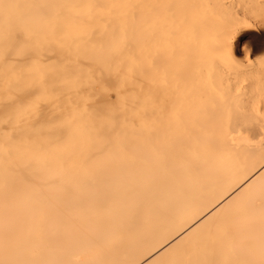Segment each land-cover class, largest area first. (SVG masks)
<instances>
[{
    "label": "bare ground",
    "instance_id": "6f19581e",
    "mask_svg": "<svg viewBox=\"0 0 264 264\" xmlns=\"http://www.w3.org/2000/svg\"><path fill=\"white\" fill-rule=\"evenodd\" d=\"M76 1L78 0H0V264H264V78H262L264 77V74L260 73L261 75H259V72L261 70L258 68L256 69L255 67L251 65V63L249 64V62L247 61V58H249L248 49L246 48H245L246 50L244 49L245 50V55L243 54L244 58L243 56L239 58L237 55V44L241 40L242 34H246L245 36L248 42L258 43V41L260 40L261 45L262 46L264 45V34L261 37H259L256 33L253 32V31H256L258 28H260L259 30H261V28L264 30V24L260 23L255 18L256 16H254L257 14L255 12L256 11L255 8L263 5L264 0H218L219 2L221 1L220 5L225 7L224 9H227L228 11L227 15L225 17H222L223 19L221 17L220 19L219 18L217 19V20L222 19L221 20L222 22L223 20L226 22L222 23L218 21L217 22L218 24L215 23V21H213L210 17L211 15L210 13H212L213 8H215V0H212L213 2L211 6H209V0H194L196 4L198 3L197 6L199 7V9L197 8L198 10L197 9L196 10L200 12V14L197 13L196 10L194 11V13L196 12L197 15H200L198 17L195 14L199 19H196L197 18L196 16L194 19L193 14H191L193 16L191 19L187 18L188 17L187 13H189V16H190L191 9L194 10L195 8L192 2H189V4L192 3V6H190L191 9L187 8L186 6L188 3L184 1L188 2L191 0H182L183 3L185 4H183L182 1L177 0L181 2L182 7L184 9H181L182 8L181 4H179L178 2L177 4L181 8L177 6V9H179L181 13L179 12V14L177 13V15L175 16V13L171 11L174 17L172 16L171 13H169L168 15V10H177L176 7H173L174 9H172L171 7V5L176 6L175 5L176 3L174 2V0H170V2L173 1L174 4L169 3V6L171 9L168 7L169 9L167 10V13L164 10V8H162V7H165V5L167 8L168 3L167 4L165 3L167 0H151V1H154V4H159V3L161 4L160 5L161 9H159L158 11H153L155 9L151 5L152 2H150L149 0L148 2L147 0H144V3H147L146 6L151 7L152 10L146 7V11L143 13L144 15L142 14V16L144 17L146 16V14H147V17L149 18H151L154 15L156 16V20L154 18L155 16L151 18V20L149 19V22H150V25H152L151 26L152 28L150 27L148 29L155 30L156 24H154V27H153V24L151 23L153 19H154L152 21L153 23L154 22L158 23V21L161 20V18H165L164 21H162L163 19L159 21L160 25L157 24V26L159 27V29H161V31L158 32V28H156L157 30H155V33H153V30H151L153 35L151 33L147 34L148 36L145 35L147 36L146 38L150 36L152 37L154 36V39H153L154 43L153 41L151 42L148 41V43L150 42L149 44L145 43V41L141 39L140 34H136L138 31L131 32L132 31L131 27L133 25L140 29L139 24L136 25L137 24L136 22L131 23L128 19L131 16H136L134 15L135 13L134 9L137 7L134 6L133 0H127L130 3V5L133 3L132 4L133 6L131 5L133 7V10H132V7L130 8L128 7L129 5L128 6L126 5L128 3L126 0H124V2L121 0V3H119L118 0L117 2L116 0H114L115 2L113 0L112 2H109L110 0H101L102 3H98V4H106V5L114 4L115 6L116 4L117 6L119 5L118 7L117 6L116 7L121 9L122 14L124 13L123 14L124 16L121 14L123 18H125L123 20L124 25L127 24L126 28L128 29L129 27L130 29V30L125 29L126 32L124 31V33H127V35H130V36L139 35L138 39L140 38L139 39L140 42L141 40L143 41L144 44L142 42L141 43L138 42V44L140 45L139 47L142 48L141 50V54L143 53L142 58L139 57L140 61H137L135 64L136 66L139 65L138 62H141V59H142V62H143L142 66L143 67L146 66V67L143 68L142 66L141 67L137 66V68L138 70L139 68L145 70L144 74H141L140 70L139 71L135 70L136 68H133L134 66H129L130 64L128 65L127 61H130V59H128L129 57H127L128 55L127 53H125L126 51L124 52V50L118 49L117 47L118 45L116 46V43H117L116 39L119 36H116L117 37L116 38L115 36H112L111 34V36L115 38L113 39L111 37V39H113V41L114 42L116 41V42L115 44H113L114 42H112V44H109L112 41L109 39L110 34L107 35L106 33H104V28H102L109 21L107 17L109 15L108 13L104 12L106 14L104 16L107 18V22L105 21L106 18H103L104 24L102 25L103 20H101L102 21L101 24H98L97 17H96L97 13L93 12L95 11V9L97 10V6L95 7L93 3L94 0L93 2L92 0H79L81 1L80 7L81 5L84 4L83 6L84 10H83V7L81 8L82 12H86L87 14H89L87 15L86 13H84L87 16L83 14L82 18L84 19L86 18L85 20L90 25V27H93L94 31L92 28L89 27V25L86 23L85 20H84L85 23L83 22V19H82V22H80L79 20L81 19L77 18L78 16L76 14H74L75 15L74 17L75 19L74 28L75 29H72L75 32L74 33L75 35L72 34L73 31L70 30V28L68 29L66 28L68 26L67 25L65 26L64 24L66 21L64 18L65 16H63V13H62V17H61V13H60L62 11L64 12V10H62L63 7L61 5L59 6V4L67 3V5L69 4L68 6L70 8V4L77 3ZM90 1L91 3L88 4V2ZM86 3H87V6H86ZM148 3H149V6H148ZM163 3H165V5H162ZM52 4H54L55 6L57 4L60 8L62 7L60 12H58L60 17H57L56 19L57 20L59 19L60 21H63V20L64 21L63 23L61 22L63 24L61 25V23H59L60 21L58 20L59 21L58 23L60 25H57V29L60 26H63V27H60L59 30H62L65 27L66 30L65 31L62 30V31L66 33L68 38L70 36V40L71 38L73 39L76 36H80L83 31L81 37H77V39L80 38L78 39L79 41L76 38H74L73 42L74 40H77L74 42V44L76 43L75 49L77 50H78L77 48L78 42L79 44H81L80 46L84 45L85 51H86V55L85 53L84 55L87 56L88 58H91V56L89 57L88 54H90L91 51L93 52V49L90 48V46H94V45H91L90 43L93 44L94 42L93 40L95 37V34H93V32L95 33V26H92L94 22H95L94 25L96 24V33L97 35L100 34L98 36L101 37L100 38L101 42H103L102 44L106 48V50L108 51L109 46H110L111 47L109 49L110 52H112L113 49L115 51L116 49L114 48L113 45L116 46L119 52L116 50L115 53L116 54L120 53L119 54L120 56L115 54L113 55V58L115 59H113L112 54H114V51L112 52V54H110V52H108L109 55L107 54L109 57L111 55L110 57L111 60L113 59L111 61L113 63L111 64L113 65L114 68L112 67V72L110 75L107 73L108 71H111L109 70V68L111 69L110 66L112 65L109 64L110 66L108 67L107 64L110 63V61H107L108 59H105L107 58V55H104V53H100L102 54L101 55L102 58L106 56L104 58V61H107L105 62L106 63L105 65L108 68V70L107 68H105L107 71L106 74L108 76H111V75L113 76L115 73V75L117 76V73H116L117 71L114 72L115 68L120 67L118 68L119 69L118 71H121V68L122 69L125 68L126 71H127L126 68L128 69H130L131 67L133 68V69L132 68L130 69L131 71H127V72H130L128 74V77L130 78L134 77V80L133 79L130 80L129 78L130 81L126 82L127 83L126 84L122 76L119 77L120 79H117V77L114 76L113 78H115V80L113 79V81H114V84L117 82L116 84L119 86L118 82H120V80L122 79L121 81H123V84L125 83L124 84L125 90L127 89V91H125L122 83L120 82V86L122 87L120 86L119 87L120 89H122L121 92L123 93L125 92L128 93V91L131 88V90L135 94V91H136L135 87H137V85L135 84H138V86L141 87L142 96L140 95L139 98H141V101L142 99L144 100L148 99V101L149 100L150 101L148 103L147 102L140 103L138 101L139 98H137L136 105H137V101L138 103H140L138 105L139 106L141 105L138 109H140L141 107L143 108V106H146L147 108H149L150 107L149 104H151V101H154V104H155V97L152 99V96H154V94L151 91L150 86L147 83L148 81H144L145 79L143 78L144 77L147 78L149 75L148 79H151V78L157 79V81L155 79L154 81L150 80L151 82H153L154 85L156 83L161 84V85L156 84V86L158 88L161 87L160 89L163 91V95L165 93H168L167 94L168 96L167 95L166 97L165 95L162 96L166 100L164 101V98H162L164 103L167 104V101L172 102L173 100L172 103L168 102V104L171 103L170 106L168 104L167 105L165 104V106L167 107L169 106L168 110H171V111L174 110L175 113H173L172 111L173 117L175 116V117L181 118V119L175 118V120L179 119L180 122L179 120L178 122L176 121L175 125L177 128L175 127L176 128L174 129L175 132L174 130H172L174 133H176L178 132L177 131L178 129L179 133H176L175 135L173 134L172 131H171L172 133L168 131L164 123L165 121H167L168 116L164 117L163 120L161 119V121L160 119L158 120L161 114L157 115L160 112L155 108H152V109L153 111L155 109L154 112H156V114H154L153 116H154V119L156 120H154L151 115H148V116L146 115L145 118H148L150 116L148 120H150V118L152 117L151 121L153 122L151 121L150 122L153 125L157 124L158 127L155 126L157 128V135H159L158 133L163 132V130L164 132L165 130L169 132L165 134H163L164 133L163 132L162 134L164 135L165 138H166V134H170L169 136H171V138L169 136L167 137L166 144L170 146L172 144L173 149L171 147V151L175 150L174 147H178V151H176L177 149L175 150L176 152L172 151L174 153L178 152L177 156L179 157V159L177 161L173 162L170 158L172 157L173 159H175L176 154L175 155L172 154L173 155L172 156L171 154L169 155L170 152H168L166 154L170 156L169 157L170 162L167 161V158H166L167 156H164L166 159L164 161V164L166 167L162 170H158V166H157L158 164L153 163V161L158 158H153V157L154 156L158 157L157 153H159L160 157L163 158V156H161L162 151H159L162 148H159L158 150V148L154 146L153 142L150 141V138H146V141H145V138H142L144 140L141 139L142 149L145 148L144 152L141 149V143L138 144L139 140H137L136 142L134 141V142L136 143V146L140 145L139 148L141 150V153L143 152L144 154L147 149L150 151L149 152L147 150V152L144 154V157L145 156L147 157L148 155L153 156L154 154H156L152 157L153 161H151L152 158L150 156V158L145 157L147 159L145 162L148 161L147 163L140 162V164L135 163L134 165H132L131 163H127V160L128 161L132 160L133 162V158L131 157H133V149H132L133 145L132 144L134 143H132V141H126V142L132 143L129 146L132 152L130 151L127 152V150L124 151L125 156L124 155L122 156L124 157L122 158V161L124 162L103 161L101 154H100L102 148H103L102 149L103 156L110 157L108 155V150L109 152L112 151L110 152V154H112L111 156L116 155V152L114 151V149L117 148L116 147L117 144L115 143L116 138L114 137L116 134H117L116 137H119L120 136L119 133L121 134L122 132L121 128L117 126H120L119 124L124 121L126 122V120H124V117L121 118V116L123 115V112H124L123 109L125 110L127 108L126 104L130 103L127 97L134 95L133 93H131V91L128 93L129 95L127 94L128 96L125 93L126 97H124V95L121 94V99L126 103L121 102L120 101L121 99L119 100L120 97L117 98L118 103L119 102L121 103L120 108L123 106L124 107L123 109L120 110L118 107H117L118 109L113 107V109H115L113 111L110 109L112 112H115L114 114H116L117 111H120V113L122 111V115H119L120 113L116 114L117 116L121 118L122 121L117 120L119 117L112 116V112L109 113V111L106 108H104L105 106L108 107L109 105V104L106 105L108 103V102H105L107 101L105 100L106 97L102 96L103 99L101 100L102 103L104 100L105 105L102 103L101 105L99 102L100 100L98 101L99 103L94 102V99H95V98L93 99L94 96L90 95L91 91L93 95V92H94L93 87L87 86L88 85L87 83H85L87 84L86 85L87 87H85V84L82 83L80 79H79V83L81 84V86L83 84V88L85 87L84 89L85 91L86 90L89 91L88 88H91L88 94L85 93L86 95L89 96L88 99L90 98V96L93 99V103L89 101V100H92L91 98L88 100L90 104L91 103L93 104V105L91 104V106L94 107V105L97 104L99 107L98 110L104 106L103 109L104 110L106 109L107 111L106 112L107 115H105V113L103 112L104 110L101 109V113L105 115L102 117L100 116L101 114L100 112H99L100 113L99 115H95V113L93 112L94 113L93 115L97 120L95 124L90 125L89 122L85 123L82 116H77L80 114L76 112L77 111L75 109L76 107H74L72 110V106L70 107L69 106L70 104L66 105V102H64V100H62L61 98L62 96L59 98V100L63 101L62 104L64 103L66 106L70 107V108L66 107L65 105H62V104L60 105L59 103V105L62 106L61 107L62 109H63V106L65 108H68V109H65L67 114L64 111L65 115L63 114L62 110H60L58 107V109H56L58 111L60 110L59 112H57L58 115L56 116V114L54 113V117H52V114H51L49 117V120H46L44 117V113L42 111L43 108H40L42 112H38L39 110L36 111L37 109L34 105L33 107L30 106L29 101L27 100L26 96L27 94L29 95L33 94L35 90L34 92L32 91L33 89V87L31 86L32 82L31 81L29 82V79L25 76V73H22L24 71L23 69L25 68V67H22L23 65H25L23 62L24 59L22 58L24 57L26 60L27 57H29V55L32 53L33 49L37 47L36 48V52H37L36 60L38 62V59L40 57L39 51L46 50V46H47L46 45L47 42L45 39L46 33H47L46 31L50 30L51 26H53L52 24L54 23H52L50 21L51 19H49L48 17H45V18L43 17L39 23L37 19L39 18L40 13L43 12L44 10L48 9L51 11L52 9H54L52 8ZM91 4H92V8L90 6ZM144 5H142L141 8H143ZM251 5L254 7L253 9L251 8ZM88 6L90 8L85 9V7L88 8ZM74 8H76V5H74ZM148 9L150 11L155 12L156 14L154 13L151 16L150 14H152V12L150 13ZM104 10L108 12V10L110 9L105 8ZM123 10L125 12H123ZM182 10H184L183 13H182ZM53 11L54 10H52V13ZM185 11L186 12L188 11V12L185 14L186 16L185 15L183 16L182 14H184ZM157 14H160L158 16H162V15L164 16L157 17ZM165 14L168 15V17L171 15L170 17L175 18L174 20L177 24L180 22V20H182L183 17L184 18L181 21L182 23L185 18H187V22L188 20L192 21V19H194L195 21L194 23H196V21L199 20V22L197 23H200V24L196 26L197 28H195V26L194 28H192L193 26L191 27L192 29H195V31L192 29H189L190 26L193 25V21L191 22V24L189 22L187 24V22L184 21L186 23V24L184 23L183 25L184 27H182V23L178 24V26L180 25V28H181V34H179L180 32L178 33L179 38L180 39L183 38V40L185 41L183 40L182 41L185 44L192 42V40H194L196 36L199 37L198 34L197 35L195 34V37L192 38L194 34L190 35L189 30H192L191 34L196 33L200 25V40H201V36H202V39H204L203 38V32H204L206 36L211 38L212 46L210 47H212V50L215 49L214 51H216V52H213L212 55H215L214 53H217V49H218L219 59H218V56L216 57L212 56V59L211 57L209 58L211 65L209 64H207L208 66L205 65L206 66L205 71H207L205 72V75H204L205 77L202 76L201 70L196 69L200 66V63L198 61H197L198 63L195 62V59H193V57L196 58L195 57L196 55L193 56L194 52H192V55L190 56L188 52H186L188 55L185 54V50H186L185 44H184V54L187 57L189 56V58L193 56L191 61L194 60L195 65L197 63L198 65L196 66L198 67L193 66L194 62H191L192 63L191 69L185 66L183 67L191 70L189 71L190 73L193 71L192 70L193 68L198 70V71H195V73L197 72V75L194 73V75H196L197 77L196 76L194 77L193 75L191 79V77L188 74L190 79L187 82H183L179 77H176V80H177L176 81L175 79H173V75L174 76L176 75L174 73H171L170 76L173 74L171 76L172 82H170L169 78L166 79L167 81L164 78H162V80L165 81V83H163L164 81L162 82L161 78L159 80L158 75H153L155 74L153 70H152L153 73H151V66L152 65L154 66L153 64L154 62H156L157 64L158 62L157 60L159 59L160 61L166 60L165 58L166 55L162 54L160 44L155 41L158 38L156 32L162 33V34H158L162 36V37L161 36L159 37L163 38L164 36L165 39H168L169 43H167L168 41L163 38L164 41H166L165 42L166 45L169 46V51L172 50V47L170 48L171 42L169 40L168 25H164L168 22L167 21L168 18H166ZM138 17L140 16L138 15ZM90 18L93 20H91ZM147 19L148 18H146V20ZM176 19L177 20L179 19V20L177 21ZM203 20L205 22L204 30L201 28V22ZM90 21H92L91 24L89 23ZM50 22L52 24H50ZM78 22L81 23V25L78 24ZM85 24H86V27H84ZM131 24L133 25L131 26ZM161 24H163L165 27ZM107 25H110V23H108ZM185 25L186 26L188 25V26L186 27ZM100 26L102 29L100 28ZM83 27L84 29H82ZM88 28L90 30H88ZM31 29H32V32H29ZM120 29L124 30V26L123 28H120ZM148 29L144 31L150 32L148 31ZM41 30L42 32H40ZM99 30L100 31L102 30L103 32L102 31L100 32ZM69 31L70 33H68ZM89 31L94 35V37L93 36L91 37L92 35L91 33H89L88 35ZM115 31H114V34L117 35L119 32L116 31L115 33ZM162 31L165 33H163ZM76 32L77 33L81 32V33L80 35L79 33L78 35H76ZM134 32L136 33L134 34ZM187 32H189V34ZM31 33L34 36H32ZM42 33H44V35ZM38 34H40L41 37L45 36V38L42 37V40L44 39L43 42L45 43H42V41L39 40L40 38ZM165 34L168 35L167 38L165 37L166 36ZM184 34L186 36L185 38H184ZM87 35L89 39H87L88 38ZM27 36H29V38ZM31 37H35V39L38 37V39L36 41L34 40V38H32L33 39L32 40ZM90 37L93 39L92 42H90L91 41ZM187 37H190V38L188 39ZM106 38H108V40ZM29 39H31L32 42L29 41ZM121 39L123 40V43H124V40H128L127 38L126 39L121 38ZM85 40L86 41L88 40L89 42L87 41L85 43ZM147 40H150V38H148ZM200 40L199 38L198 39L196 38L195 42L198 44ZM38 41H40L41 44H44V46L40 47L39 45V48H38L37 44H40ZM56 41H55V44H57ZM104 41L106 43L108 42L107 43L109 44L108 47H106V44H104ZM137 41L135 42L137 43ZM71 44L72 43H70V45ZM157 44H159V46H157ZM197 44H195L192 47L193 48L196 47ZM202 44L203 43L201 42L200 45L202 46ZM15 45L17 46V53L14 52ZM126 45H130V43L128 44L127 42ZM150 45L154 47L153 50H155L156 49L155 47H157L156 51H154V52H158L157 54H155L152 50H150ZM200 45H197L198 46L197 50H199ZM25 46H26V49H25ZM67 46H66V50L68 51L67 53L70 58L69 57L66 58L67 60L65 59V63L66 61H68V59H69L68 62L71 63L74 57L71 54H73L75 50L72 48L73 46L69 47L68 48L69 50H68ZM112 46H113V49H112ZM130 46L131 47L133 46L134 49L136 50V47L134 46V44H131ZM31 47L32 48L34 47V48L31 49ZM144 47L146 50L144 49ZM82 48L83 46L81 47V49ZM86 48L87 49L89 48L91 51L90 52L88 51L89 52L88 53ZM47 49H48V46H47ZM71 49L73 53L71 52ZM81 49L79 48V50ZM28 50L30 52H28ZM197 50H196V54L198 56L200 52ZM24 51L29 53L27 57L24 54L22 55V53H25ZM47 51L50 52V49L46 50V54H47ZM69 51H70V54H69ZM81 51L84 52V50H81ZM149 52L151 53V55H149L150 54ZM14 53L17 55V57ZM94 53H92V55L96 57L97 53L95 51ZM124 53H125V57L123 55ZM136 53H138V50L136 51ZM153 53L155 54V56H158L159 54L161 55V57L158 56L155 58ZM201 53H203V51H201ZM51 54L53 55V52ZM80 54H78V57L80 56ZM138 55L139 54H137V60H138ZM181 55H183V53ZM199 55L201 56L202 54H199ZM48 56L46 57L47 59L43 57L44 58L43 63L48 61ZM116 56H118L120 59L119 61H121V63L118 62L120 66L118 64H116L117 66L116 65L114 66L115 64L114 60H116V58L118 59V57ZM143 56H144V59H143ZM145 56L146 57L148 56V57L146 58ZM149 56L152 57L153 61L149 58ZM200 56L198 58H200ZM204 56L206 58V55ZM245 56L247 58L245 60V63L243 64L241 60H244ZM14 58L16 59L14 60ZM88 58L86 60L88 61L87 65L89 64V60H90V59L88 60ZM93 58L94 57L92 56L90 61H92ZM100 58L98 61H97V58H94L96 60L93 59V61L99 64L98 66L102 64L100 61ZM198 58H196V60ZM34 59H30L31 62ZM49 59H53V58L49 57ZM84 59H86V57ZM220 59H222V62L221 61L218 62V60ZM198 60H201V59H198ZM209 60H206V61L209 62ZM104 61H103V64H104ZM48 62H50V60ZM35 63L36 62L33 63L34 69L36 68L35 66L38 65L37 63H36L37 65ZM72 63H74V65L76 66V63L74 61ZM91 63L92 62H90L89 64L90 67L92 65ZM124 63L126 64V67L121 65ZM212 63H213V66H212ZM214 63L215 64L217 63V66ZM220 63L221 64L223 63V64L221 65ZM47 64L48 63L43 64V65L48 67L49 64L48 65ZM51 64L54 65L53 62H51ZM53 65L51 67H53ZM67 65L68 64H66V66ZM218 66L222 68L221 71H223L222 73L219 70L220 75H218L217 73L218 69L217 71H215V67H218ZM224 66H227V67L223 69ZM56 67L54 66V68L57 69L56 73L58 72V74L57 75L56 73L54 74L53 72L54 68H52L51 70L52 75L50 74L51 78L53 76L52 79L56 80L57 85L58 83L62 82L61 85L64 84V86L67 85L68 87L66 86V87H63L62 89V87L60 88V86H58L60 90H56L57 86L55 88L52 85L53 83H49L51 84L50 90H49V84L44 83L46 82L44 81L46 79H43L46 76L44 75L43 78L41 76L43 85L45 86L44 88L48 86V88L46 89H48L50 95L51 94L54 95L56 91L59 92L62 89L61 92H63V96L65 97L66 96L68 97V95L70 96L68 97V99L66 98V100H68L67 102H69L71 97L72 98L75 97V95H79V97L81 98L82 93H79L77 90L76 92L73 91L70 82L66 78L64 79V74H63V77L61 76V73H63L60 71L62 70L60 69L61 66L56 64ZM203 67L204 66H202V68ZM228 67L231 69L233 67V70L231 69L227 70L229 69ZM38 68H40V66ZM38 68L35 69L36 70L35 73L37 75L38 74L42 75V73H44V71H42L43 68L39 69V71L40 70L42 71L41 73L40 72L38 73ZM200 68L201 67H199V69ZM187 69L182 68V70L189 73ZM225 69L227 71L224 72ZM14 70H18V72L21 71L22 74L21 73L20 74L22 76L24 75L26 78H24L23 76L24 80H22V76L20 77L19 74H17L16 75L17 77H15L14 75L17 72H14ZM98 70L100 71V68L98 69L97 67L96 69L97 75H99V73L101 72L103 74H100V75H104L103 71L105 70H102L101 72H98ZM258 70L260 71L258 72ZM134 71H136L137 74L139 72L140 75H142V77L140 76L136 77V72L134 74ZM48 72H50V69ZM131 72L133 73L132 76H130ZM149 72L151 74H147ZM78 73L76 72V75H78V77L82 79L81 75L83 76L85 73L82 71H79ZM221 74H222V78H221ZM86 75L87 74H85L84 76ZM162 75H164V72L162 73ZM217 75L219 77H217ZM58 76L59 77L61 76V78H59ZM150 76L152 77L150 78ZM56 77L58 79H56ZM66 77L68 78V74ZM103 77L105 78L107 76L106 75L101 76V78ZM135 77L137 78V80ZM139 78L141 79L139 80ZM204 78L206 82L209 83L208 84L205 82V84H208L206 91H205L206 93L201 92L199 89L200 85L204 84V83L203 84L201 83L202 79ZM25 79H27V81ZM52 79L50 80L52 81ZM109 79H112V78L111 77L108 78V82H109ZM61 80H64V81L66 80V82H63ZM174 80H175L174 82L175 85L172 84ZM135 81L136 82L138 81V82L136 83ZM159 81H161L165 85H163ZM144 82H146L147 84ZM177 82L179 84H181L182 82L183 84H181L180 87H178L176 85ZM102 83H105V81L103 80ZM130 83L132 84V86ZM140 83L142 85L144 84V86H141ZM169 83L174 87V89L172 86H170ZM145 84L148 85L147 86L148 88L145 87L146 86ZM215 84L217 85V87L220 86L219 87L221 89V91L219 89L220 93H218L217 91L219 95L218 94L216 95L215 88L213 89V85L215 86ZM14 85H16V88ZM109 85L110 84H108L107 86ZM126 86H129V88ZM182 86H185V89L182 92H180L179 88H181ZM205 86L206 85H204V87ZM27 87L28 88L32 87L31 89L32 92L30 90H25ZM111 87L110 89H115V87L117 88V86L114 87V85H112ZM22 88L25 91H23ZM54 88L56 91L54 90ZM65 88H67L66 89L67 91L65 90ZM142 88H144V90ZM166 88L167 90L165 92ZM102 89L103 88H101V90L99 91V94L101 92L103 93L104 89L103 91ZM145 89L147 90V92L145 91ZM168 89H170V91ZM150 91L152 92L153 95H151ZM29 92H31V94ZM61 92L59 93V95H61ZM119 92L120 90L117 91V93ZM144 93L145 94L149 93V95H147L149 97L144 95ZM177 93H180V94H177ZM202 93L204 97L206 96L205 101L207 104L203 102L205 105L201 103V97L203 96L201 95ZM99 94L97 93L96 96ZM52 95L48 97L49 100L51 99L50 97H52ZM86 95L83 97L87 99ZM122 95H123V98H122ZM143 95L145 97H143ZM174 95L175 97H173ZM150 96H151V99H150ZM182 96H183V99H182ZM102 97L101 95L99 96L100 99ZM36 98H38V95L37 93H34V95L30 99H32V102H34ZM41 100L43 101V98H41ZM46 100L48 99L45 98V101ZM72 100H73L72 102L74 103L75 99L73 98ZM174 100L175 101L178 100L179 102L177 101L176 103H174ZM180 101L183 102V103L181 102L182 103L181 106L183 105V107H181V109L183 108L182 111H180L181 109L180 110L175 109V107L177 108V106L180 105ZM72 102L70 101L71 104ZM122 103L125 104V106L122 105ZM172 104L173 105L177 104V105L173 106ZM59 105H57V103L54 104L55 107ZM48 106H50L49 109L51 108L52 111L55 109L54 106L51 105V102L50 104H48ZM109 107L111 108L112 106L110 105ZM132 108H133V111L135 112L134 107H130L129 110H131ZM28 110L31 112H28ZM98 110L96 107V113ZM175 110H178V111L176 112ZM149 111L150 110H147L146 112L145 110H143L142 112L145 114V113H148ZM60 112L63 114V116H65V118L62 120L67 121V122L61 121V117L63 118V116L62 114L61 116L59 115ZM72 112L77 113L75 115L73 114V118L75 120L72 117H70L72 115ZM179 112H182V116H179ZM31 113L32 114L37 113V114L32 115ZM135 113L137 115L138 112H135ZM141 114L139 111V117L135 116L134 114L133 115L135 118L137 117L136 119H141L142 122H145L143 121L144 119H142L144 116L142 117ZM68 116L70 117V119H67L69 118ZM99 116L103 118V119L100 118L101 119L100 121L98 119ZM131 119H132L133 124L138 123V121L135 119H134L135 122L133 121L132 116H131ZM114 120H115V123H113ZM76 121L79 124H77ZM154 121H156L157 123ZM116 122H119V124L118 123L116 124ZM142 122H140V124H142ZM44 123H46V125L49 123L50 128H57V125H58L59 129L57 128L58 130L57 132H59V135L61 134V136L57 135L55 131H53L54 132L53 136L56 137L55 136L56 134L57 135L56 139H58V136L59 138L60 137L64 138L63 136L65 134V138L70 140L68 143L73 149V151L70 150L71 148L67 144L69 146V147L68 146L66 147V150L68 149L67 150L68 152H67L64 149L63 144H62L64 143V140L60 142L59 140L61 139H58L59 143L57 142L58 143L57 144L55 142L57 140L56 139L54 140L53 138L52 142H50L49 144L50 145L49 150L51 151L54 150L53 152H55L57 150L60 151L59 149H61V151L63 150L65 151V152L63 151L64 155L69 154L72 156L69 150L72 153L73 152L75 153L77 151L76 146L74 144H71L72 141H73L72 143L75 142L72 139V136L79 139V135L83 134L86 140L85 146L87 147L86 148L87 153L91 152V154L88 153V155H91L92 158H89L88 160V157H91V156H87L86 154L85 157L87 159L86 161L88 162L75 160V158L73 160H70L69 159L70 156H68V160L59 161V159H57L55 155L53 154V152L51 153V151L48 152L49 154L48 157L47 155L46 156L44 154L42 155V153L40 152V146L38 148L37 147L38 144L36 145L35 141H33L30 136H32L33 138V135L31 134L32 130L34 134H36L38 131L41 133V127ZM159 123L160 125L162 124V126L165 129L162 126H159ZM29 124L31 128L30 129L31 135L28 133L29 134L28 136L27 129H28ZM133 124L130 127H133V130L136 134H134L133 132L132 134H129L130 136L128 138H131L132 135L133 136L136 135L135 137L146 136V135L148 136L147 131L149 130L145 131L146 128L140 125H139L140 129L138 128L139 127L138 125L136 126L137 127L136 128L135 125ZM94 125H96L95 128H93ZM122 125L123 127H125L126 123L125 124L123 123ZM122 125L120 127H122ZM135 128L137 129V131ZM142 128L144 131L142 130ZM60 130L63 132V136H62V133H60ZM118 130L120 131L118 132ZM127 130H128V126H127ZM92 131L95 134L92 133ZM138 132H139V135L137 134ZM144 132L146 133L145 135L143 134ZM102 133H104V136L99 137ZM106 133L107 135H109V137L105 136ZM44 134H42L43 138L46 139V141L47 140L50 141L49 138L52 137V134L50 135L51 137L49 138L47 137L48 134H46L45 136ZM110 134H112V136H110ZM94 135L97 137L95 138ZM27 136L28 138L29 137L30 138L28 139ZM92 136L96 141L94 140H93L94 142L92 141ZM15 137H16V140H15ZM174 137H175V140L171 141L170 139ZM87 138L90 139L91 141L88 140ZM128 138L126 140H128ZM158 140H162V141H158L161 147L162 146H166V148L169 147L163 141L164 138H160V139L158 138ZM88 141L89 143H87ZM30 142H32L31 143L32 146ZM99 142L101 145H98ZM112 142H113V147L110 146ZM148 142L151 143L152 145H150ZM169 142L171 144H169ZM174 142L177 144V146L174 144ZM144 144H147V146L144 147ZM28 145H30V149H28L29 148ZM33 145H34V148H33ZM94 145H96L97 147L99 146L98 148L96 146H95L96 148L95 147L93 148H95V150L98 151L97 155L98 154L99 155L97 157H99L100 162L95 161L97 160L94 158L96 157L95 156L96 153L94 154L92 150H90L92 146ZM109 147L111 150L109 149ZM151 148L153 150L157 149L159 152H157V150L154 152ZM80 149H81V146L78 148V151ZM29 150H32L33 155L31 154L32 152H29ZM167 151H170V150H168L167 148ZM74 153H73V157L78 158L79 155L74 156ZM127 153L130 155V157ZM147 153H150V154H147ZM30 156L31 158H29ZM53 156L54 158H52ZM115 157H117V155L114 156V158ZM126 157H128L129 159H127ZM39 159H41V161ZM123 159H125L126 161ZM47 160L48 161L53 160V162L51 161L48 162ZM166 161L169 164H167ZM151 163H153V166L154 164H156V166H154L155 167L154 169Z\"/></svg>",
    "mask_w": 264,
    "mask_h": 264
},
{
    "label": "rangeland",
    "instance_id": "374dc122",
    "mask_svg": "<svg viewBox=\"0 0 264 264\" xmlns=\"http://www.w3.org/2000/svg\"><path fill=\"white\" fill-rule=\"evenodd\" d=\"M113 1H114V0H113ZM118 1H119V3H121V0H118ZM122 1L124 2V0H122ZM126 1H127V0H126ZM141 1H142V2H141ZM149 1L152 2L151 5H152V6L154 7V9H155V10H153V11H158L159 9H161V8H160V5H161L160 3H159V4H154V1H151V0H149ZM167 1H168V0H167ZM167 1L165 2L166 4L168 3L167 8H166L165 3L162 4V5H165V7H162V8H164V10L166 11V13H167V10L170 8L169 3L174 4L173 1H172V2H170V0H169L168 2H167ZM176 1H177V0H176ZM176 1L174 0V2L176 3V4H175L176 6L171 5L172 9H174L173 7H176V9H177V6H179L177 3L179 2V4H181L180 1H182V0L177 1V2H176ZM76 2H77V3L70 4V8H71V10H70V8H69V6H68L69 4L67 5V3H66V4H64V3H60L59 6L61 5V6L63 7L62 10H64V12H63V11L60 12V10H61L62 7L60 8L57 4H56V6H55L54 4H52V8H54V9H52V10H54L53 13H52V10L50 11V10H48V9H46V10H44L43 12L40 13L39 18L37 19V20H38V23L42 20L43 17H44V18H45V17H48L49 19H51L50 21H51L52 23H54V24H52V23L50 22V24H52L53 26H51V29H50V30H47V31H46V32H47V33H46V38H45V36H42V37H44V38L46 39V42H47L46 45L48 46V49H50V52H51V53L53 52V55H54V56H53L49 51H47V54H46V50H48V49H47V46L45 45V46H46V50H45V51H44V50H43V51H42V50L39 51V52H40V57H39L38 62H37V60H36V59H37V56H36V53H37V52H36V48H37V47H35V48L33 47L34 49L31 47V49H33V51H32V53H31L30 55H29V53H28V52H30L29 50H28V52H25V51H24L25 53H22V55L24 54L26 57L29 55V57H27L26 60H25L24 57H23V58L21 57L22 59H24L23 62H24V64H25V65L22 64V65H23L22 67H25V68L23 69L24 71H23L22 73H25V76L29 79V82H30V81L32 82L31 86L33 87V89H32V87H30V88L27 87L25 90H30V91H31V89H32L33 92H34V90H35L34 93H37V95H38V98H36V100H34V102H32V99H30V98L34 95V93L31 94V92H32V91H31V92H29L31 95L27 94L26 97H27V100L29 101L30 106L33 107V105H34V106L36 107V109H37L36 111L39 110L38 112H42V111H43V113H44V117H45L46 120H49V117H50L51 114H52V117H54V113H55L56 116H57V115H58L57 112H59L60 110H62L63 114L65 115V113H66V110H65V109H68V108H65L64 106H63V109H64V110L61 108L62 106H60V105L62 104L63 101H60L59 98L62 96V97H61L62 100H64V102H66V105L70 104L69 106H70V107L72 106V110H73L74 107H76L75 109H76L77 111H76V110H75V111L78 112V114H80V115H77V116H82V118H83V120H84L85 123H86V122H89L90 125H93V124H95L96 121H97L93 114L95 113V115H99V114L101 113V109L104 110V109H103L104 106H103L101 109H99L100 111L98 110L99 107H98L97 104L94 105V107L91 106V104L93 103V99L95 98V99H94V102H98V101L100 100L99 102H100V104H101V103H102L101 100L103 99V97H106L105 100H107V101H105V102H108L106 105H108V104H109V105H108V107L105 106L104 108H106V109L109 111V113L112 112L113 110H115V109H113V107H114V108H117V107H118V108L121 110V109H123L124 107L122 106V107L120 108L121 103H120V102L118 103L117 98L120 97V98H119V100H120V99H121V94H123L124 97H126V96H125V93H126V92H125V93L121 92L122 89H120V87H122V86H120V82L122 83V85H123V87H124V90H125V85H124V84H125L126 82H129V81L132 80V79L134 80V77H133V78L128 77V74H129L130 72H127V71H131L130 69H131L132 67H131L130 69L126 68L127 71L125 70V68H123V69L121 68V71H118V70H119L118 68H120V67H118V68H115V69H114V70H115L114 72L117 71V72H116V73H117V76L115 75V73H114L113 76H112V75H111V76H108V75H107V74L110 75L111 72H112V67H113V65H112L111 63H113V62H111V61H112L113 59H115V58H113V55L116 54V53H115V51L117 50L116 46L118 45V46H117L118 49L124 50V52L126 51L125 53H127V55H128L127 57H129L128 59H130V61H127V62H128V65L130 64L129 66H134L133 68H136L135 70H138L137 66H140V67H141V66L143 65V64H142V63H143V62H142V59H141V62H138L139 65L136 66V64H135L137 61H140L139 59L142 58V55H143V53L141 54V50H142V48L139 47L140 45L138 44V42H139V43H141V42L143 43V41H145V43L149 44L151 41H153L154 36H153V37H152V36L148 37V38H150V40H147V39H148V38H146V37L148 36L147 34H150V33H151V34L153 35V33H155V30H157L156 28H158V32L161 31V29H159V27L157 26V24L160 25V24H159V21H161L162 19H163L162 21H164L165 18H161V20H159V21L157 20L158 23H155V22L153 23L152 21H153L154 19L151 21V23L153 24V27H154V24H156V25H155V30L151 29V30H153V33H152V31H151L150 29H148V28H150V27L152 26V25H150L149 19L151 20V18H153V17L155 16V15L152 16L155 12L150 11V10L148 9V11H150V13L152 12V14H150L152 17H151V18L147 17V14H146L147 12L145 13L146 16L143 17L142 14L146 11V7H147L146 4H147V3H144V0H133V2H134V6L137 7V8L134 7V8H135V9H134V10H135V13L133 12L134 15H136V16H131V17H129L128 19H129V21H130L131 23H135V22H136V23H137L136 25H138V24L140 25V29H139V28H137L136 26H134L133 24H131V26L133 25V26L131 27V29H132L131 32H133V31H136V32H137V31H138V32L141 31V32H139V33H138V32H137V33L134 32V34L136 33V34H140V35H141V39H142L143 41L141 40V42H140V40H139L140 38L138 39V36H139V35H138V36H135V35L130 36V35H127V33H124L125 29H127V28H126L127 24L124 25V21H123V20L125 19V18H123V16H124L123 14H124V13L122 14L121 9H120V8H117L119 5L117 6V4H116V6H117V7H116L114 4H109V5H106V4H98V3H102V1H101V0H94V2H93V0H92V2L94 3L95 7L97 6V10L95 9V11H93V12H96V13H97V16H96V17H97V23H98V24H101V23H102L101 20H103L102 25L104 24V19H103V18H106V17L104 16V15H106L105 13H108V15L110 16V17L107 16V17H108V20H109L108 22H107V18H106V20H105V21L107 22V24L110 23V25L105 24V25L102 27V28H104V33H106L107 35L110 34V35H109V36H110L109 39L112 40V41H111V43H109V44H112V42H114L113 39H115V38H113L112 36H115V37H116V36H119L118 38L116 37V38H117V39H116V41H117L116 46L113 45L114 48L116 49L115 51H114L113 46H112V49H113L112 52L114 51V54H112V52H110V50H109L111 47L109 46V44H107L108 42L106 43V42L104 41V44H106V47L109 46V49L107 48L108 51H107L106 48L103 46V44H102L103 42H101V39H100L101 37L98 36V35H100V34L97 35V33H96V24L94 25L95 22L93 23L92 26H95V33L93 32V34H95V37H94V35H93L90 31L88 32V35H89V33H91V34H92V35L90 34L91 37H92V36L94 37V40L90 37V38H91V39H90V40H91L90 42H92V40L94 41L93 44L90 43L91 45H94V46H90V48L93 49V52H92L89 48H88L89 50H88L87 48H86V49H87V52H88V51H89V52L91 51V53L88 54L89 57L91 56V58H92V56H93L94 58H97V61H98L99 58L101 57V58H100V61H101L102 64H100V66H98L99 64H97V62L93 61L94 58L92 59V61H90L91 58H88L87 56H85V55H86V51H85V47H84V45H82L83 48L81 49L82 46H80L81 44H79V42H78V43H77V48H78V50L75 49V48H76V43L74 44V42L77 41L78 39H80V38L77 39V37H81L83 31H82V33H81V32H78L79 35H80V33H81L80 36H76V37L72 36V37H74V38L77 39V40H74V42H73V39H74V38H73V39L71 38V40H70V36H69V38H68V36L66 35V33H64V32L62 31V30L65 31L66 28H67V29L70 28V30L75 29V28H74V25H75V24H74V20H75V19H74V17H75L74 14H76V15L78 16L77 18L81 19V20L78 19L80 22H82V19H83V22H84V20L86 19V18H85V19L82 18V17H83V14L86 13V12H82V10H81V8L84 6V4L81 5V7H80V2H81V1L78 0V1H76ZM82 2H84V1H82ZM85 2H86V1H85ZM103 2H104V1H103ZM109 2H112V0H110ZM114 2H115V1H114ZM116 2H117V0H116ZM127 2H128V1H127ZM147 2H148V0H147ZM184 2L188 3L186 7L189 8V9H191L190 6H192V3H193V6H194L195 9H194V10L191 9V11L189 10V11L191 12V13H190V16H191V17L189 16V13H187L188 11H187V12L185 11L184 14H182V15L184 16V15L187 13V16H188L187 18H188V19H189V18L191 19L193 16H194V19H195V16H196L197 14H196V12L194 13V11H195L197 8L199 9V7L197 6L198 3L196 4V3L194 2V0H191V1H188V2H187V1H184ZM189 2H192V3L189 4ZM212 2H213L212 0H209V6H211ZM220 2H221V1H220ZM220 2H219L218 0H217V1L215 0V8H213V12L210 13V14L212 15V16L210 15V17H211V19H212L213 21H215V23H217L218 21H219V22H222V21H221V20L223 19L222 17H225V16L227 15V12H228L227 9H224L225 7H223V6L220 5V4H221ZM89 3H91V1L88 2V4H89ZM125 3H126V2H125ZM128 3H129V2H128ZM128 3H127L126 5H127V6L129 5L128 7L131 8V7L133 6V5H132L133 3L131 4L132 6L130 5V3H129V4H128ZM161 3H162V2H161ZM182 3H183V1H182ZM144 4H145V5H144ZM183 4H185V3H183ZM74 5H76V8H74ZM142 5H144V6H143L144 9L141 8ZM151 5H150V6H151ZM188 5H189V7H188ZM50 6H51V5H50ZM86 6H87V3H86ZM90 6H91V8H92V4H91ZM111 6H112L113 9L111 8ZM114 6H115L116 8H115ZM120 6H121V4H120ZM127 6H126V7H127ZM148 6H149V3H148ZM183 6H184V5H183ZM93 7H94V6H93ZM123 7H124V6H123ZM168 7H169V8H168ZM179 7H180V6H179ZM181 7H182V4H181ZM181 7H180V8H181ZM186 7H185V8H186ZM221 7H222V8H221ZM48 8H49V7H48ZM66 8H68V9H66ZM89 8H90L89 6H88V8L85 7V9H89ZM105 8H109L110 10H108V12H106L107 9L104 10ZM114 8H115V9H114ZM124 8H125V7H124ZM138 8H139V9H138ZM147 8H150V9H151V7H147ZM187 8H186V9H187ZM251 8L253 9L254 7L251 5ZM57 9H58V10H57ZM93 9H94V8H93ZM122 9H123V8H122ZM170 9H171V8H170ZM181 9H184V8L182 7ZM186 9H185V10H186ZM198 9H197V10H198ZM255 9H256L255 12L257 13L256 15H254V16H256L255 18H256L260 23L264 24V4L261 5L260 7L255 8ZM83 10H84V7H83ZM128 10H129V8H128ZM132 10H133V7H132ZM132 10H131V11H132ZM151 10H152V9H151ZM164 10H163V11H164ZM192 10H193V12H192ZM197 10H196V11H197ZM88 11H89V10H88ZM91 11H92V9H91ZM131 11H130V12H131ZM169 11H170V12H169ZM171 11H173V13H175V16L177 15V13H178V14H179V12L181 13V11H180L179 9H177V10H168V15H169V13L172 14ZM183 11H184V10H182V13H183ZM54 12H56V13H54ZM58 12L61 13V17H62V13H63V16H65L64 18H65V20H66L64 24H65V26H66V25L68 26V27H66V28L64 27V29H62V30H59V29H60V27H63V26H60V27L58 26L59 28L57 29V25H60L59 23H61V22L63 23V21H64V20H63V21H60V20L58 19V20L60 21V22H59V21L56 19L57 17H60V15H59ZM104 12H105V13H104ZM123 12H125V11L123 10ZM140 12H141V13H140ZM159 12H160V11H159ZM161 12H162V11H161ZM255 12H254V14H255ZM110 13H111V14H110ZM139 13H140V14H139ZM164 13H165V12H164ZM197 13L200 14V12H198V11H197ZM54 14H55L56 16H55ZM64 14H65V15H64ZM86 14H87V13H86ZM121 14H122L123 16H122ZM131 14H132V13H131ZM148 14H149V13H148ZM155 14H156V13H155ZM191 14H193V16H192ZM195 14H196V15H195ZM58 15H59V16H58ZM73 15H74V16H73ZM84 15H85V14H84ZM87 15H89V14H87ZM87 15H85V16H87ZM129 15H130V13H129ZM138 15H139L140 17H138ZM143 15H144V14H143ZM158 15H160V14H157V17H163V16H164V15H162V16H158ZM165 15H166V14H165ZM168 15H166V18H168V20H167L168 22H167L166 24H164V25H168V29H169V32H168V33H169V40H170V42H171V46H170V48L172 47V50L169 51V46L166 45V43H165L166 41H164V39H165L164 36H163V38H164V39H163V38H161V37H162L161 35H158V34H162V33H158V32H156V33H157V37L160 38V39L157 38L155 41H156L157 43L160 44V46H161L160 48H161L162 54H163V55H166V56H165L166 60H162V61H160V59H159V60H157V61H158L157 64H156V62H154V63H153L154 66H153V65L151 66V73H153V71H154L155 74H153V75H158L159 77H158V76H157V77L159 78V80H160V78H161V80H162V78H164L165 80L169 78L170 82H172V77H171V76L173 75V74H172V75L170 76L171 73H174V74L176 75V76L173 75V79L176 80V77H179L183 82H187V81L190 79L189 76H190L191 79H192V77H193L195 71H198V70H201V74H202V76L205 77V76H204V75H205V72H207V71H205V70H206L205 68H206V66H208L207 64L211 65V62H210L209 58L211 57V59H212V56H213V57L218 56V49H217V53H214L215 55H212V53H213V52H216V51H214L215 49L212 50V47H210V46H212V45H211V38L208 37V36H206V34H205L204 32H203V38H204V39H202V36H201V40H200V25H199V27H198V31H196V33H192V34H191V31H192V30L195 31V29H192V28H194V26H195V28H197L196 26H198V24H200V23H197V22H199V20L196 21V23H194V22H195L194 19H192V21H193V25H191V26H190V24H191L192 21L188 20V22L190 23V24H189V26H190L189 29H192V30H189V29H188V30H189V32H190V35H193V34H194V36H193L192 38L195 37V34H196V35L198 34L199 37L196 36V37L194 38V40L190 39V40H192V42L185 44V43L183 42V41H185V40H183L182 37H181L182 39L179 38V34H181V28H180V25L178 26V24H181V23H182L181 21L183 20L184 17H183V18L181 17L182 20H180V22L177 24V23L175 22V20H174L175 18H173V17H174L173 14H172L173 17H170L171 15L168 17ZM180 16H181V14H180ZM185 16H186V15H185ZM197 16L199 17L200 15H197ZM197 16H196V17H197ZM203 16H204V15H203ZM90 17H91V16H90ZM92 17H94V16H92ZM127 17H128V15H127ZM178 17H179V15H178ZM198 17H197L196 19H199ZM220 17H221L222 19H221V20H217L218 18L220 19ZM88 18H89V17H88ZM109 18H110V19H109ZM115 18H116V19H115ZM122 18H123V19H122ZM146 18H148V19L146 20ZM154 18H155V20H156V16H155ZM176 18H177V17H176ZM187 18L184 19L185 22H187ZM61 19H63V18H61ZM90 19H91V18H90ZM128 19H127V21H128ZM158 19H159V18H158ZM226 19H227V18H226ZM91 20H93V19H91ZM176 20H177V19H176ZM178 20H179V19H178ZM178 20H177V21H178ZM85 21H86V20H85ZM184 21H183V23H182V27H184V26H183L184 23H185ZM58 22H59V23H58ZM76 22H77V21H76ZM91 22H92V21H90L89 23L91 24ZM99 22H100V23H99ZM138 22H139V23H138ZM165 22H166V21H165ZM165 22H164V23H165ZM188 22H187V24H188ZM223 22L225 23L226 21L223 20ZM223 22H222V23H223ZM62 23H61V25H63ZM84 23H85V22H84ZM86 23H87V21H86ZM204 23H205V22H204V20H203V21L201 22V28H202L203 30L205 29V24H204ZM78 24L81 25V23H79V22H78ZM78 24H77V25H78ZM87 24H88V23H87ZM129 24H130V23H129ZM185 24H186V23H185ZM195 24H196V25H195ZM217 24H218V23H217ZM54 25H55V27H54ZM82 25H83V23H82ZM88 25H89V24H88ZM111 25H113V26H111ZM161 25H163V24H161ZM164 25H163V26H164ZM114 26H115V27H114ZM123 26H124V30H121L120 28H123ZM128 26H129V25H128ZM185 26H186V25H185ZM187 26H188V25H187ZM187 26H186V27H187ZM192 26H193V27H192ZM206 26H207V24H206ZM77 27H78V26H77ZM79 27H80V26H79ZM81 27H82V26H81ZM84 27H86V24L84 25ZM84 27H83L82 29H84ZM89 27H90V25H89ZM98 27H99V26H98ZM161 27H162V26H161ZM164 27H165V26H164ZM191 27H192V28H191ZM90 28L93 29V27H90ZM100 28H101V26H100ZM102 28H101V29H102ZM111 28H112V29H111ZM151 28H152V27H151ZM45 29H46V28H45ZM77 29H78V28H77ZM80 29H81V28H80ZM80 29H79V30H80ZM85 29H87V28H85ZM146 29H148V31H150V32H145L144 30H146ZM166 29H167V28H166ZM168 29H167V30H168ZM259 29H260V28H258L256 31H253V32L256 33L259 37H261V36L264 34V30H263L262 28H261V30H259ZM56 30H58V31H56ZM88 30H90V29L88 28ZM115 30L119 32L117 35L114 34V31H115ZM127 30H130L129 27H128ZM162 30H163V28H162ZM60 31H61V32H60ZM72 31H73V30H72ZM77 31H78V30H77ZM86 31H87V30H86ZM91 31H92V30H91ZM93 31H94V29H93ZM99 31H100V30H99ZM101 31H102V30H101ZM101 31H100V32H101ZM116 31H115V33H116ZM122 31H123V32H122ZM165 31H166V30H165ZM186 31H187V29H186ZM194 31H193V32H194ZM29 32H32V29H31ZM40 32H42V30H41ZM66 32H67V31H66ZM102 32H103V31H102ZM111 32H112V33H111ZM125 32H126V31H125ZM144 32H145V33H144ZM162 32H163V31H162ZM179 32H180V33H179ZM182 32H183V31H182ZM189 32H187V33L189 34ZM68 33H70V31H69ZM68 33H67V34H68ZM74 33H75V32L73 31L72 34H74ZM78 33L76 32V35H78ZM98 33H99V32H98ZM121 33H123V34H121ZM163 33H165V32H163ZM168 33H167V34H168ZM178 33H179V34H178ZM187 33H185V34H187ZM31 34H32V33H31ZM40 34H41V33H40ZM40 34H38V36H39V38H40L39 40H41L42 43H45V42H43L44 39L42 40V37H41ZM42 34L44 35V33H42ZM86 34H87V33H86ZM102 34H103V33H102ZM102 34H101V35H102ZM111 34H112V36H111ZM130 34H131V33H130ZM167 34H165V35H166V36H165L166 38H167V36H168ZM185 34H184V38L186 37ZM204 34H205V35H204ZM70 35H71V34H70ZM74 35H75V34H74ZM83 35H84V34H83ZM88 35H87V37H88ZM104 35H105V34H104ZM145 35H147V36H145ZM155 35H156V34H155ZM242 35L245 36L246 34H242ZM242 35H241V40H240V41L238 42V44H237V55H238V57L240 58V57L243 56V58H244L245 50L248 49V50H249V54H248V57H249V58H247V57L245 56V59H244V60H241V62H243V64H244V63H245V60H246V58H247V61L249 62V64L251 63V65H252L253 67H255L256 69L258 68V69L261 70V71L258 70V72L260 71V72H259V75L264 74V45H263V46L261 45L260 40L258 41V43H256V42H248L246 36L243 37ZM32 36H34V35L32 34ZM35 36H36V35H35ZM129 36H130V37H129ZM159 36H161V37H159ZM188 36H189V35H188ZM27 37L29 38V36H27ZM83 37H84V36H83ZM105 37H106V36H105ZM111 37H112L113 39H111ZM136 37H137V39H136ZM151 37H152V39H151ZM155 37H156V36H155ZM190 37H191V36H190ZM190 37H187V38L189 39ZM32 38H34V40H36V41H37V39H38V37H37L36 39H35V37H31V39H32ZM53 38H55L57 41H56L55 39H53ZM121 38H123V39H126V38H127L128 40H124V43H123V40H122ZM196 38H197V39L199 38V40H200L199 43H200V44H201V42L203 43L202 46H201L199 43L197 44V43L195 42V41H196ZM206 38H207V39H206ZM31 39H29V41H31ZM85 39H86V38H85ZM87 39H89V37H88ZM106 39L108 40V38H106ZM188 39H187V40H188ZM32 40H33V39H32ZM83 40H84V39H83ZM83 40H82V41H83ZM102 40H103V39H102ZM104 40H105V38H104ZM110 40H109V41H110ZM137 40H138V41H137ZM165 40L168 41V39H165ZM182 40H183V41H182ZM27 41H28V40H27ZM55 41H56L57 44H55ZM70 41H71V42H70ZM78 41H79V40H78ZM87 41H88V40H87ZM87 41L85 40V43H86ZM116 41H115V42H116ZM126 41L128 42V44L130 43V45H131V44H134V46L136 47V50L134 49L133 46L131 47L130 45H126V43H127ZM135 41H137V43H136ZM148 41H150V42L148 43ZM205 41H207V42H205ZM31 42H32V41H31ZM33 42H35V41H33ZM38 42L40 43V44H37V45H38V48H39V45H40V47H41V46H42V47L44 46V44H41L40 41H38ZM69 42L72 43V44L70 45ZM83 42H84V41H83ZM83 42H82V43H83ZM88 42H89V41H88ZM115 42H114L113 44H115ZM67 43H68V44H67ZM153 43H154V41H153ZM167 43H169V41H168ZM205 43H206V44H205ZM251 43H252V44H251ZM259 43H260V44H259ZM15 44H16V43H15ZM30 44H32V43H30ZM30 44H29V45H30ZM78 44H79V45H78ZM83 44H84V43H83ZM124 44H125V45H124ZM143 44H144V43H143ZM147 44H145V45H147ZM159 44H157V46H159ZM184 44H185V47H186V48H185V49H186V50H185V54H186V55L189 54V56H190V55H192V52H194L193 56L196 55L195 57L198 58V57L200 56L199 54H202V55L200 56V58H198V59H201V60H198V59L196 60V58H194V57L192 56L193 59H195V62L198 61V62L200 63V66H199V67H201L200 69H199L198 66H196V65H198V64H197L198 62H197L196 65H195L194 60L191 61V60H192V57L189 58V56L187 57V56L184 54ZM195 44L200 45V46H199V50H197V49H198V46H197V45H196V47H194V48L192 47V46H194ZM207 44H208V45H207ZM254 44H255V45H254ZM256 44H257V45H256ZM258 44H259V45H258ZM29 45H28V46H29ZM67 45H68V46H67ZM74 45H75V47H74ZM141 45H142V44H141ZM152 45H153V44H152ZM154 45H155V44H154ZM251 45H252V46H251ZM260 45H261V46H260ZM31 46H33V45H31ZM66 46H67V49H68L69 47H72V46H73L72 48L75 50L74 53H76V52L78 51L77 53L80 54V52H81V54H80L81 57L79 56V57H80V58H79V57H78V54H77V53L74 54V53L72 52V49H71V52L73 53V54H71V55L74 56V57H73V61L76 63V66H77V67L74 65V63H72L73 61H72L71 63L68 62L69 59H68V61H66V63H65V59L69 57V55H68V53H67L68 51L66 50ZM78 46H79V47H78ZM128 46H130V47H128ZM142 46H143V45H142ZM142 46H141V47H142ZM166 46L168 47V49H167ZM247 46H248V47H247ZM255 46H256V47H255ZM258 46H259V47H258ZM146 47H147V46H146ZM200 47H202V48H200ZM213 47H214V46H213ZM14 48H15V49H14V52L17 53V46L15 45ZM79 48H80L81 50H84V52L81 51V50H79ZM148 48H149V46H148ZM148 48H147V49H148ZM155 48L157 49V47H155ZM217 48H218V47H217ZM245 48H246V49H245ZM25 49H26V46H25ZM27 49H28V48H27ZM144 49H145V47H144ZM153 49H154V47L150 45V50H152L153 52L156 51V49H155V50H153ZM158 49H159V47H158ZM195 49H196L197 51L200 52V53L198 52V53H199L198 56H197V54H196V50H195ZM200 49H201V50H200ZM244 49H245V50H244ZM38 50H39V49H38ZM38 50H37V51H38ZM68 50H69V49H68ZM74 50H73V51H74ZM76 50H77V51H76ZM137 50H138V53H136ZM145 50H146V49H145ZM145 50H144V51H145ZM188 50H189V51H188ZM191 50H193V51H191ZM26 51H27V50H26ZM94 51L97 53L96 57H95L94 55H92V53H94ZM117 51L119 52V50H117ZM144 51H143V52H144ZM201 51H203L204 54L201 53ZM89 52H88V53H89ZM108 52H110V54H112V58H113L112 60L110 59L111 55H110V57L108 56V55H109ZM146 52H148V51H146ZM146 52H145V53H146ZM159 52H160V51H159ZM165 52H166V53H165ZM186 52H188V54H187ZM190 52H191V53H190ZM26 53H27V55H26ZM49 53H50V54H49ZM84 53H85V55H84ZM98 53H99L100 57H99ZM100 53H104V55H107V54H108V55H107V58H105L106 56H104V57L102 58V56H101L102 54H100ZM125 53L123 54L124 57H125ZM149 53H150V52H149ZM149 53H148V54H149ZM154 53L157 54L158 52H154ZM154 53H153V55L155 56ZM182 53H183V55H184L185 57H184L183 55H181ZM14 54H15V53H14ZM43 54H44V56H43ZM69 54H70V51H69ZM82 54H83L84 56H83ZM94 54H95V53H94ZM119 54H120V53H117L116 55H119ZM137 54H139V55H138V60H137ZM243 54H244V55H243ZM15 55H16V54H15ZM15 55H14V57H15ZM38 55H39V53H38ZM46 55H47V56L49 55V56H48V61L50 60V62L47 61V62L43 63V62H44V58H43V57L46 58V57H47ZM76 55H77V56H76ZM146 55H147V54H146ZM149 55H151V53H150ZM153 55H152V56H153ZM204 55H206V58H205ZM41 56H42V58H41ZM51 56H53V57H51ZM97 56H98L99 58H98ZM119 56H120V55H119ZM158 56L161 57V55H159V54H158ZM158 56H155V58L158 57ZM16 57H17V55H16ZM49 57H50V58H53V59H49ZM85 57H86V59H84ZM116 57H118V56H116ZM121 57H122V55H121ZM139 57H140V58H139ZM145 57H146V56H145ZM147 57H148V56H147ZM147 57H146V58H147ZM162 57H163V56H162ZM182 57H183V58H182ZM203 57H204V59H203ZM34 58H35V59H34ZM69 58H70V57H69ZM71 58H72V57H71ZM87 58H88V60L90 59V60H89V64H90V62H92V63H91V64H92V65H91L92 68L89 66V64L87 65V62H88V61H86ZM104 58H105V59H108L107 61H110V63L107 64L108 67L110 66L109 64L112 65V66H110L111 69L109 68V70H111V71H108L107 74H106L107 71H106V69H105V68H107L106 65H105V64H106L105 62H107V61H104ZM146 58H145V60H146ZM149 58L152 60V57H151V56H149ZM153 58H154V57H153ZM165 58H164V59H165ZM188 58H189L190 60H189ZM220 58H221V57H220ZM15 59H16V58H14V60H15ZM30 59H34V60H36V61L32 60V62L34 61V62H36V63L38 64V65H37V64L35 63V64L37 65V66H35L36 68H38V67L40 66V68H38V73H39V72L41 73L42 71H44V73H42V75H41V74H38V75H37V74L35 73V71H36L35 69H36V68L34 69V66H33V63H34V62L32 63ZM40 59L43 60V61H41ZM46 59H47V58H46ZM46 59H45V60H46ZM109 59H110V60H109ZM124 59H126V58H124ZM143 59H144V56H143ZM161 59H163V58H161ZM202 59H203V60H202ZM205 59H206V60H209V62H207ZM215 59H216V58H215ZM215 59H214V60H215ZM218 59H219V56H218ZM66 60H67V59H66ZM70 60H71V59H70ZM94 60H96V59H94ZM102 60L104 61V64H103V61H102ZM119 60H120L119 57H118V59L116 58V60H114V61H115L114 66H115L116 64H118V65L120 66L119 63H121V61H119ZM147 60H148V59H147ZM154 60H155V59H154ZM188 60H189V61H188ZM214 60H213V61H214ZM39 61H40V62H39ZM100 61H99V63H100ZM152 61H153V60H152ZM165 61H166V62H165ZM167 61H168V62H167ZM201 61H202V62H201ZM205 61H206V62H205ZM213 61H212V62H213ZM219 61L222 62V59L218 60V62H219ZM15 62H16V61H15ZM25 62H26V63H25ZM51 62H53L54 65L51 64ZM55 62H56V64L60 65V66H61L60 69L63 70V71L60 70L61 72H63V73H61V76L63 77V74H64V79L66 78V79L70 82L73 91L76 92V90H77L79 93H82L81 98H83V99H81V98L79 97V95H75V97H73V98L75 99V102H74V103L72 102V101H73V100H72V99H73L72 97H71V99L69 98L70 100H69V102H67L68 100H66V98L68 99V97H70V96L68 95V97H67V96L65 97V96H63V92H61L62 89H63V87H66L67 85H66V84H65L66 86H64V84L61 85L62 82L58 83V85H57L56 80H55V79H54V80L52 79L53 76H52V78H51V75H52V74H51V72H52L51 70H52V68H54V66L56 67ZM67 62H68V63H67ZM118 62H119V63H118ZM124 62H125V61H124ZM146 62H147V61H146ZM148 62H150V61H148ZM191 62H194L193 66L198 67V68H196V69H198V70H196L195 68H193L192 70H193L194 72L192 71V72L190 73L189 71H191V70H189V69H187V68H185V67H188V68L191 69V68H192V63H191ZM46 63L49 64V65L47 64L48 67L50 66L49 68H48L47 66L43 65V64H46ZM69 63H70V65H69ZM204 63H205V64H204ZM223 63H224V62H223ZM223 63H222V64H223ZM35 64H34V65H35ZM66 64H68L69 66L67 65V66H68V67H67ZM150 64H151V63H150ZM158 64H159V66H158ZM166 64H167L168 66H167ZM214 64H215V63H214ZM220 64H221V63H220ZM222 64H221V65H222ZM52 65H53V67H51ZM121 65H123V66L126 67V64H125V63H124V64H121ZM145 65H146V64H145ZM148 65H149V64H148ZM165 65H166V66H165ZM205 65H206V66H205ZM215 65L217 66V63H216ZM218 65H219V64H218ZM226 65H227V64H226ZM88 66H89L90 69L88 68ZM116 66H117V65H116ZM123 66H122V67H123ZM183 66H185V67H183ZM202 66H204V67L202 68ZM212 66H213V63H212ZM219 66H220V65H219ZM219 66H218V67H215V71H217V69H218V72H217L218 75H220V74H219V70H220V72L223 73V71H221L222 68H220ZM15 67H16V66H15ZM58 67H59V66H58ZM62 67H63V68H62ZM97 67H98V69L100 68V71L98 70V72H101L102 70H105V71H103V72H104V75H100V74H103L102 72L99 73V75H97V71H96ZM142 67H143V66H142ZM145 67H146V66H145ZM145 67H143V68H145ZM167 67H168V68H167ZM181 67L184 68V69H187V71H188L189 73H187V72H185L184 70H182ZM221 67H222V66H221ZM225 67H227V66H224L223 69H224ZM16 68H17V67H16ZM41 68H43L44 70L42 69V71H41V70L39 71V69H41ZM56 68H57V67H56ZM56 68H54V71H53L54 74L56 73V71H57V69H58V68H57V69H56ZM113 68H114V67H113ZM133 68H132V69H133ZM147 68H148V66H147ZM155 68H156V69H155ZM228 68H229V67H228ZM19 69H20V68H19ZM49 69H50V72H48ZM116 69H117V70H116ZM194 69H195V70H194ZM226 69H227V68H226ZM226 69L224 70V72L227 71V70H230L231 68H229V69H227V70H226ZM58 70H59V69H58ZM94 70H95V71H94ZM107 70H108V68H107ZM122 70H123L124 72H123ZM139 70H140V73H141V74H144V73H145V70L140 69V68H139ZM139 70H138V71H139ZM147 70H149V69H147ZM152 70H153V71H152ZM161 70L164 72V75H162L163 72H162ZM231 70H233V67H232ZM234 70H235V69H234ZM79 71H82V72H84L85 74H87V75H89V76H87V75L84 76L85 74H84L83 76L81 75V77H82V79H81L80 77H78V75H79L78 72H79ZM213 71H214V69H213ZM215 71H214V73H215ZM14 72H17V73H15V75H14L15 77H17V76H16L17 74H19L20 77L22 76V75H21V74H22L21 71L18 72V70H14ZM45 72H46V73H45ZM69 72H70V73H69ZM76 72L78 73V75H76ZM109 72H110V73H109ZM121 72H122L123 74H122ZM135 72H136V71H134V74H135ZM147 72H148V71H147ZM165 72H166V73H165ZM199 72H200V71H199ZM20 73H21V74H20ZM48 73H49V74H48ZM65 73H66V74H65ZM140 73L138 72V74H137V72H136V77H138V76L142 77V75H140ZM151 73L149 72V73H147V74H151ZM159 73H160V74H159ZM211 73H212V72H211ZM217 73H216V74H217ZM260 73H261V74H260ZM47 74H48V75L51 74V75L48 76ZM57 74H58V72L56 73V75H57ZM59 74H60V73H59ZM67 74H68V78L66 77ZM120 74H122V75H120ZM132 74H133V73L131 72L130 76H132ZM166 74H167V75H166ZM188 74H189V76H188ZM195 74L197 75V72H196ZM216 74H215V75H216ZM39 75H40V76H39ZM44 75H46V76H45L46 78L44 77ZM65 75H66V76H65ZM105 75H106L107 77H105V78H104V77L101 78V76H105ZM196 75H194V77H195ZM218 75H217V77H219ZM23 76H24V75H23ZM23 76H22V80H24V79H23ZM25 76H24V78H26ZM38 76H39V77H38ZM41 76H42V78L44 77L43 79H46V80H44V81H46V82H44V83H46V84L53 83L52 85H53V87H55V88H56V86H57L56 90H60V88L62 87L61 91H59V92L56 91L55 88H54V90L56 91V93H55L54 95L51 94L52 97H50V98H51L50 100H49L48 97L51 96V95L49 94L48 89H46V88H48V86H46V88H44L45 86L43 85V81H42ZM54 76H55V75H54ZM61 76H60V77L58 76V77L61 78ZM90 76H91V77H90ZM99 76H100V77H99ZM114 76L117 77V79H120L119 77L122 76V77H123V80L125 81V83L123 84V81H121V80H122V79H121L120 82H118L120 87L116 84V83H117L116 81H115V82H116V83H115L116 85H115V84H114V81H113V79L115 80V78H113ZM134 76H135V75H134ZM169 76H170V77H169ZM49 77H50V78H49ZM83 77H84V78H83ZM96 77H97V78H96ZM110 77H111L112 79H109V82H108V78H110ZM122 77H121V78H122ZM136 77H135V78H136ZM146 77H147V76H146ZM151 77H152V76H150V78H151ZM196 77H197V76H196ZM47 78H48V80H47ZM69 78H70V80H69ZM129 78H130V80H129ZM148 78H149V75H148L147 78L144 77L143 79H145L144 81H148L147 83H148V85L150 86V89H151V91H152L153 94H154V96H152V99L155 97V104H154V101H151V104H149V105H150L149 108H147L146 106H143V105H142L143 108L141 107L142 109H141V108L138 109V108L141 106V105L139 106L138 104H140L141 102H147V103H148L150 100L148 101V99H145V100L142 99V101H141V98H139V97H140V95L142 94V90H141V87L138 86V84H135V85H137V87H135V88H136L135 94L133 93V91H132L131 88H130V90L128 91V93L131 91V93H133L134 95H132V96H130V97H127V98H128V100L130 101V103H132V104H130V103H127L128 105L126 104L127 108H126L125 110L123 109V111H124V112H123V115H124V116L122 115V111H121V113H120V111H117V112H116V114L120 113L119 115H122L121 118L124 117V120H126V122L123 120L124 122H122V123H120V124H119V122H116V124L118 123L120 126H121L123 123H124V124L126 123V126H125V127H123V125H122V127L117 126V127L121 128V131H122V132H121V134L119 133V135H120V136L118 135L119 137H116L117 134H116L115 137H114V138H116V142H115V143L117 144V146H116V144H115V146L118 148V149H117V148L114 149V151L116 152L117 157L114 158V156H116V155L111 156L112 154H110V152H112V151L109 152L108 149H107V150H108V155H109L110 157H105V156H103V152H102V149H103V148H102V149H101V153H100V152H99V153L101 154V157H102L103 161H110V162H112V161L120 162V161H121V162H124V161H122V158H124V157H122V156H123V155L125 156V154H124L125 152H124V151L127 150V152H129V151L132 152V150L130 149L129 146H130L132 143H134L135 145L132 144V145H133V146H132V149H133V157H131V158H133V162H132V160H131V161H128V160H127V163H131L132 165H134L135 163H139V164H140V162H143V163H144V162L147 160L146 158H150L151 155H148L147 157L145 156L146 158L144 157V154L147 152L148 149H147L146 152L143 154V152L145 151V148L142 149V141H141L142 138H145V141H146V138H150V141L153 142L154 146H156V147L158 148V150H159V148H162V149L159 150V151H162L161 156H163L164 159H163L162 157H160V154H159V153H157V154H158V157H157V156H154V155H156V154H154V155L152 154L154 157L151 156V158H152V157H153V158H158V159H155L156 162H155V160L153 161V158H152V160H151V161H153V163H157V164H158V165H157V166H158V170H162V169H164V168L166 167L165 164H164V161L166 160L164 156H167L166 158H167V161H168V162H170V158H171V160H172L173 162H175V161H177V160L179 159V157L177 156L178 152H177V153L172 152V151H175L176 149H177L176 151H178V147H174L175 150H172V151H171L172 144H171L170 142H169V144H171V146L166 144L167 137H168L170 134H166V138L164 137L163 134H165V133H169V132L172 133V132H173L172 130H174V129L177 128L176 125H175V124H176V121L178 122V120L181 119V118H180V117H175V116L173 117V113H175L174 110H172L173 113H172L171 110H168V109H169V106H170V104L173 102V100H172V102H171V101H167V104H168V102H171V103L168 104V105H169L168 107L165 106L166 103H164V101H166V100H165V98L162 97V96L165 95V97H166V95H167L168 93H165V94L163 95V91L160 89L161 87L158 88V87L156 86V84H157V85H161V84L155 82L156 84L154 85L153 82H151V81H152V80L154 81L155 78H154V79H153V78L148 79ZM201 78H202V77H201ZM221 78H222V74H221ZM262 78H264V77H262ZM20 79H21V78H20ZM50 79H52V81H51ZM56 79H58V78L56 77ZM62 79H63V78H62ZM79 79L81 80L82 83H84V84L87 83V84H88V85L85 84V87H87V86H89V87H93V91H94V92H93V95H92V91H91V94H90L91 96H94L93 99H92V97L90 96V98H91L92 100H89V99H90V98L88 99L89 96L85 94V93L88 94L91 88H88L89 91L86 90V91H88V92H86V91L84 90L85 87L83 88V84H82V86H81V84L79 83ZM100 79H101V80H100ZM106 79H107V80H106ZM117 79H116V80H117ZM140 79H141V78H139V80H140ZM177 79H178V78H177ZM180 79H179V81H180ZM215 79H216V78H215ZM217 79H218V78H217ZM25 80L27 81V79H25ZM103 80L105 81V83H102ZM136 80H137V78H136ZM150 80H151V81H150ZM155 80L157 81V79H155ZM169 80H168V82H169ZM175 80H174L173 83H172V84H174V85H175V83H174ZM204 80H205V78L202 79V82H201L202 84H203V83H204V84H203V85H200V88H199L201 92H205V91H206V88H207V86H208V84H209L208 82H206V80H205V81H204ZM59 81H60V79H59ZM61 81L66 82V80H65V81H64V80H61ZM100 81H102V82H100ZM141 81H143V80H141ZM163 81H164V80H162V82H163ZM166 81H167V80H166ZM176 81H177V80H176ZM203 81H204V82H203ZM217 81H219V80H217ZM99 82H100L102 85H101ZM135 82H136V81H135ZM137 82H138V81H137ZM137 82H136V83H137ZM159 82H161V81H159ZM162 82H161V83H162ZM205 82L208 83V84H205ZM23 83H24V82H23ZM131 83H132V82H131ZM131 83H130V84H131ZM144 83H146V82H144ZM147 83H146V84H147ZM163 83H165V81H164ZM163 83H162V84H163ZM201 83H200V84H201ZM15 84H16V83H15ZM24 84H25V83H24ZM26 84H27V83H26ZM59 84H60V85H59ZM105 84H107V85L110 84V85L107 86V85H105ZM111 84L114 85V87L117 86L118 89H117L116 87H115V89H110V87L112 86ZM126 84H127V83H126ZM128 84H129V83H128ZM133 84H134V82H133ZM140 84H141V83H140ZM146 84H145V85H146ZM167 84H168V83H167ZM169 84H170V83H169ZM181 84H183V83L181 82ZM181 84H179V83L177 82L176 85H177L178 87H180ZM36 85H37V86H36ZM50 85H51V84H49V90H50ZM54 85H55V86H54ZM68 85H69V84H68ZM86 85H87V86H86ZM104 85H105V87H104ZM135 85H134V86H135ZM148 85H146L145 87H147ZM163 85H165V84H163ZM204 85H206V86L204 87ZM14 86H15V88H16V85H14ZM28 86H29V85H28ZM58 86H60V88H59ZM97 86H98V88H97ZM131 86H132V84H131ZM141 86H144V84H143V85L141 84ZM170 86H172V85L170 84ZM170 86H169V87H170ZM215 86H216V87H215ZM215 86L213 85V89L215 88V93H216V95H217L218 93H220V92H219V89H220L219 87H220V86L218 85L219 87H217L216 84H215ZM23 87H24V86H23ZM67 87H68V86H67ZM114 87H113V88H114ZM126 87L129 88V86H126ZM165 87H166V86H165ZM172 87H173V86H172ZM51 88H52V86H51ZM58 88H59V89H58ZM101 88H103L104 91H103V89H102L103 93L101 92V93L99 94V91L101 90ZM111 88H112V87H111ZM147 88H148V87H147ZM162 88H164V87H162ZM217 88H218V90H217ZM44 89H45V91H44ZM66 89H67V88H65V90H66ZM142 89L144 90V88H142ZM150 89H149V90H150ZM173 89H174V87H173ZM177 89H178V88H177ZM177 89H176V90H177ZM179 89H180V92H182V91L185 89V86H182V87L179 88ZM202 89H203V91H202ZM204 89H205V90H204ZM15 90H16V89H15ZM22 90H23V88H22ZM25 90H23V91H25ZM65 90H64V91H65ZM115 90H117V91L120 90V92H119L120 94L117 93V91H115ZM166 90H167V88L165 89V92H166ZM168 90L170 91V89H168ZM66 91H67V90H66ZM68 91H69V90H68ZM70 91H71V90H70ZM125 91H127V89H126ZM145 91L147 92L146 89H145ZM151 91H150V92H151ZM172 91H173V90H172ZM217 91H218V93H217ZM220 91H221V89H220ZM60 92H61V95H59ZM71 92H72V91H71ZM143 92H144V91H143ZM148 92H149V91H148ZM152 92H151V95H153ZM177 92H178V91H177ZM222 92H223V91H222ZM222 92H221V93H222ZM15 93H16V92H15ZM26 93H28V92H26ZM72 93H73V92H72ZM79 93H78V94H79ZM97 93H98L99 95L96 96ZM108 93H109V94H108ZM128 93H126V95H127ZM174 93H175V92H174ZM205 93H206V92H205ZM67 94H69V93H67ZM70 94H71V93H70ZM74 94H75V93H74ZM76 94H77V93H76ZM104 94H105V95H104ZM114 94H115V95H114ZM177 94H180V93H177ZM223 94H224V93H223ZM85 95H86L87 99H86L85 97H83V96H85ZM100 95H101V97L103 96L101 99L99 98ZM117 95H118V96H117ZM123 95H122V98H123ZM128 95H129V94H128ZM128 95H127V96H128ZM130 95H131V94H130ZM138 95H139V96H138ZM144 95L147 96V95H149V93H146V94L144 93ZM144 95H143V97H145ZM169 95H170V94H169ZM181 95H182V94H181ZM201 95H203V93H202ZM218 95H219V94H218ZM221 95H222V94H221ZM73 96H74V95H73ZM112 96H113V97H112ZM141 96H142V95H141ZM167 96H168V95H167ZM170 96H171V95H170ZM170 96H169V97H170ZM178 96H180V95H178ZM147 97H149V96H147ZM173 97H175V95H174ZM41 98H43V101L41 100ZM45 98L48 99V100L45 101ZM52 98H54L55 100L52 99ZM57 98H58V99H57ZM97 98H98V100H97ZM115 98H116V99H115ZM127 98H126V99H127ZM137 98H139L138 101L140 102V103H138V101H137V105H138V107H137V105H136V99H137ZM162 98H164V101H163ZM179 98H181V97H179ZM205 98H206V96L204 97V95L201 97V103H202L203 105L207 104L206 101H205ZM56 99H57V100H56ZM126 99H125V100H126ZM150 99H151V96H150ZM166 99H167V98H166ZM169 99H171V98H169ZM175 99H176V98H175ZM182 99H183V96H182ZM53 100H54V101H53ZM58 100H59V101H58ZM80 100H81V101H80ZM88 100H89L90 102H92V103L90 104V102H89ZM95 100H96V101H95ZM116 100H117V102H116ZM143 100H144V101H143ZM146 100H147V101H146ZM178 100H179V99H178ZM178 100H177V101H178ZM180 100H181V99H180ZM70 101L72 102V104L70 103ZM77 101H78V102H77ZM79 101H80L81 103H80ZM120 101L123 102V103H126V102H124L122 99H121ZM129 101H128V102H129ZM177 101L174 100V103H176ZM50 102H51V105H53V106H54V104H56V103H57V105H59V103H60L59 106H57V107L54 106L55 109L52 108V109H54L56 112H55L54 110L52 111L51 108L49 109L50 106H48V104H50ZM99 102H98V103H99ZM105 102H104V100H103V103H102V104L105 105ZM178 102H179V101H178ZM181 102H182V101H180V105H178L179 107L177 106V108L175 107V109L180 110L181 107H183V105L181 106V104H182L183 102H182V103H181ZM203 102H205V104H204ZM78 103H80V104H78ZM123 103H122V105L125 106V104H123ZM81 104H82L83 106H82ZM100 104H99V105H100ZM102 104H101V105H102ZM118 104H119V105H118ZM134 104H135V105H134ZM167 104H166V105H167ZM177 104H179V103H177ZM177 104H174V105L176 106ZM45 105H47V106H45ZM62 105H65V104L63 103ZM66 105H65V106H66ZM92 105H93V104H92ZM110 105L112 106L111 108L109 107ZM144 105H145V104H144ZM172 105H173V104H172ZM174 105H173V106H174ZM30 106H29V107H30ZM53 106H52V107H53ZM69 106H66V107H69ZM95 106L97 107V110H98L97 113H96V107H95ZM173 106H172V107H173ZM58 107H59V109H60L59 111L56 110V109H58ZM70 107H69V108H70ZM85 107H86V108H85ZM130 107H134V108H135V112H138L137 115H136V113L133 111V108L131 109L132 111L129 110ZM172 107H171V108H172ZM40 108H43V110L41 111ZM118 108H117V109H118ZM152 108H155V109H157V110L160 112L159 114H157V115H160V114H161V115H160V118H158V120L160 119V121H161V119L163 120L164 117H167V116H168L167 121L164 120L165 122H164V121H162V122L165 123V125H166L165 127L168 129L169 132L166 131V130H165V132H164V130H163L164 133L161 132V133H158L159 135H157V128L155 127V126H157V124H156V125H153V124L151 123V122H153V121H151V118L153 117V119H154V116H153V115L156 114V112H154L155 109H154V111H153ZM32 109H33V108H32ZM106 109L103 111V112L105 113V115H107V113H106V112H107ZM110 109H111L112 111H111ZM182 109H183V108H182ZM182 109H181L180 111H182ZM29 110H31V109H29ZM29 110H28V112H31V111H33L34 109L31 110V111H29ZM69 110H70V109H69ZM91 110H92V111H91ZM138 110L140 111V114L142 113V114H141L142 117L144 116L142 119H144L143 121H145V122H142L141 119H136L137 117H136V118L134 117V115L139 117V111H138ZM143 110H145L146 112H147V110H150V111H149L148 113H145V114H144V113L142 112ZM157 110H156V111H157ZM178 110H175V111L177 112ZM49 111H51V112H49ZM64 111H65V113H64ZM67 111H68V110H67ZM129 111H130V112H129ZM170 111H171V112H170ZM34 112H35V111H34ZM38 112H37V113H38ZM93 112H94V113H93ZM99 112H100V113H99ZM133 112H134V113H133ZM37 113H33V114L31 113V114L34 115V114H37ZM69 113H70V112H69ZM109 113H108V114H109ZM114 113H115V112H112V116H117V115L114 114ZM31 114H29V115H31ZM61 114H62V113L60 112L59 115L61 116ZM63 114H62V116H63ZM66 114H67V113H66ZM73 114L75 115V114H77V113H73V112H72V115H71L70 117L73 118ZM130 114H131V115H130ZM133 114H134V115H133ZM202 114H203V112H202ZM69 115H70V114H69ZM105 115H104L103 113L100 114L101 117H102V116H105ZM110 115H111V114H110ZM141 115H140V116H141ZM146 115H147V116H148V115H151V116H152V117L150 118V120H148L150 116H149L148 118H145ZM157 115H156V116H157ZM163 115H164V116H163ZM100 116L98 117L99 121H100L101 119H103V118H101ZM126 116H127V117H126ZM131 116H132V118H133V121H134V119L138 121L137 124H136V123L133 124L132 119H131ZM179 116H182V112H179ZM31 117H32V116H31ZM31 117H30V118H31ZM66 117H67V115H66ZM68 117H69V116H68ZM70 117L67 118V119H70ZM117 117H119V116H117ZM162 117H163V118H162ZM64 118H65V116H63V118L61 117V121H62V122H67V121L62 120V119H64ZM75 118H76V117H75ZM77 118H78V117H77ZM100 118H101V119H100ZM121 118L119 117L118 119H117V118H116V119H117V120H121ZM125 118H126V119H125ZM156 118H157V117H156ZM175 118H179V119H178V120H177V119L175 120ZM73 119H74V118H73ZM79 119H80V118H79ZM114 119H115V117H114ZM153 119H152V120H153ZM74 120H75V119H74ZM83 120H82V121H83ZM154 120H156V119H154ZM28 121H29V120H28ZM121 121H122V120H121ZM150 121H151V122H150ZM168 121H169V122H168ZM76 122H77V121H76ZM80 122H81V121H80ZM127 122H128V123H127ZM134 122H135V121H134ZM140 122H142V124H140ZM154 122H156V121H154ZM167 122H168V123H167ZM179 122H180V120H179ZM29 123H30V122H29ZM81 123H82V122H81ZM100 123H101V122H100ZM113 123H115V120L113 121ZM145 123H146V124H145ZM156 123H157V122H156ZM67 124H68V123H67ZM69 124H70V123H69ZM77 124H79V123L77 122ZM82 124H83V123H82ZM132 124L135 125V127H136L137 125H138V126L140 125V126L145 127V128H146L145 131H146V130H149V131H147L148 136L146 135V136L135 137L136 135H135V136L132 135L131 138H128V137L130 136L129 134H132V133L134 132L133 127H130ZM154 124H155V123H154ZM177 124H178V123H177ZM47 125H48V126H47ZM47 125H46V123H44V124L42 125V127H41V133L38 131L36 134H34V132H33V130H32V133H31V134L33 135V138H32V136H30V137H31V139H32L33 141H35L36 145L38 144V145H37L38 148H39V146H40V152L42 153V155L44 154L45 156L47 155V157H48V155H49L48 152L51 151V150H49V148H50V147H49V146H50L49 144H50V142H52V139H53V138H54V140H55L56 137H57V135H59V132H57V131H58L57 128L59 129V126L57 125V128H50V127H49V123H48ZM83 125H84V124H83ZM178 125H179V124H178ZM115 126H116V125H115ZM127 126H128V130H127ZM140 126L138 127L139 129H140ZM159 126H162V124L160 125V123H159ZM68 127H69V126H68ZM95 127H96V125L93 126V128H95ZM108 127H109V126H108ZM157 127H158V126H157ZM162 127H163V126H162ZM175 127H176V128H175ZM119 128H118V129H119ZM122 128H123V129H122ZM136 128H137V127H136ZM136 128H135V129H136ZM159 128H161V127H159ZM163 128H164V127H163ZM30 129H31V128H30V124H29V125H28V129H27V134H28V133L30 134V132H31ZM54 129H55V130H54ZM115 129H116V127H115ZM164 129H165V128H164ZM97 130H99V129H97ZM100 130H101V129H100ZM142 130H143V128H142ZM160 130H161V129H160ZM53 131H55V132L57 133V135L55 134L56 137L53 136V135H54V134H53V133H54ZM113 131H115V130H113ZM116 131H117V130H116ZM119 131H120V130H118V132H119ZM136 131H137V129H136ZM143 131H144V130H143ZM171 131H172V132H171ZM177 131H178V132H176V133H179V130H178V129H177ZM118 132H117V133H118ZM127 132H128V134H127ZM174 132H175V130H174ZM174 132H173V134L176 135V133H174ZM44 133H45V134H44ZM60 133H62V136H63V132H62L61 130H60ZM90 133H91V132H90ZM90 133H88V134H90ZM92 133H94V132L92 131ZM115 133H116V132H115ZM115 133H114V134H115ZM140 133H142V132H140ZM162 133H163V134H162ZM15 134H16V133H15ZM29 134H28V136H29ZM31 134H30V135H31ZM42 134H44V136H45L46 134H48V135H49V136L47 135L48 138L51 137L50 135L52 134V137L49 138L50 141H49V140L46 141V139L43 138V135H42ZM94 134H95V133H94ZM112 134H113V133H112ZM112 134H110V136H112ZM134 134H136V133L134 132ZM137 134L139 135V132H138ZM143 134L145 135L146 133L144 132ZM161 134H162L163 136H162ZM173 134H172V135H173ZM86 135H87V133H86ZM86 135H85V136H86ZM90 135H92V134H90ZM156 135H157V136H156ZM28 136H27V138H28ZM59 136H61V134H60ZM59 136H58V139H61V140H59L60 142H62V141L64 140V143H62V144H63L64 149L66 150V147L69 145L68 142H69L70 140H68V139L65 138V134H64V136H63L64 138H62V137L59 138ZM103 136H104V133H102L99 137H103ZM105 136L109 137V135H107V133H106ZM150 136H151V137H150ZM30 137H29V138H30ZM68 137H69V135H68ZM86 137H87V136H86ZM94 137L96 138L97 136L94 135ZM99 137H98V138H99ZM169 137L171 138V136H169ZM176 137H177V136H176ZM178 137H179V136H178ZM29 138H28V139H29ZM127 138H128V140H126ZM156 138H157V139H156ZM158 138H159V139H160V138H164L163 141L165 142V144H166L167 146L170 147V149H169V147H167L168 150H170V151H167L166 146H162V147L160 146V144H159L158 141H162V140H158ZM58 139H56V140H57V141H55L56 143H57V142L59 143ZM72 139H73L75 142L72 143V142H73V141H72L71 144H74V145L76 146V148H77V149H76V148L74 147L77 151L75 150L76 152H75V153L73 152V153H74V156H75V155H79L78 158H77V157H73V153L70 151V150L73 151V149H72V147H71L70 145H69V146H70L71 149L69 150V152H70V154H72V156L69 155V154H68V155H67V154L64 155V152H65V151L63 150V151H64V152H63V151H61V149H59V150H60L61 152H63V153H61V152L58 151V150L55 151V152H53L54 150H52L51 153L53 152V154L55 155V157H56L57 159H59V161H60V160H68V156H70V158H69L70 160H73V159L75 158V160H80V161L88 162V161H86L87 159H86L85 156H86V154H87V156H91V155H88V153L91 154V152H88V153H87V149H86L87 147L85 146V145H86V144H85V143H86V140H85L83 134L79 135V139H77L76 137H73V136H72ZM72 139H71V140H72ZM87 139H88V138H87ZM15 140H16V137H15ZM32 140H30V141H32ZM88 140H90V139H88ZM93 140L96 141V140L93 138V136H92V141H93ZM137 140H139L138 144L141 143V149H142V151H143L142 153H141V150H140V148H139L140 145L137 144L138 146H136V143H135V142H136ZM142 140H144V139H142ZM170 140H171V141H172V140H175V137L172 138V139H170ZM48 141H49V143H48ZM90 141H91V140H90ZM94 141H93V142H94ZM126 141H132V143H131V142H126ZM134 141H135V142H134ZM168 141H169V140H168ZM93 142H92V143H93ZM101 142H102V141H101ZM164 142H163V143H164ZM27 143H28V142H27ZM31 143H32V142H30V144H31ZM58 143H57V144H58ZM75 143H76V144H75ZM87 143H89V141H88ZM127 143H128V144H127ZM143 143H144V141H143ZM146 143H147V142H146ZM148 143H149V142H148ZM160 143H161V142H160ZM172 143H173V142H172ZM28 144H29V143H28ZM52 144H54V143H52ZM67 144H68V145H67ZM90 144H91V143H90ZM93 144H94V143H93ZM105 144H107V143H105ZM105 144H104V146H105ZM149 144L152 145L151 143H149ZM149 144H148V145H149ZM158 144H159V145H158ZM161 144H162V143H161ZM174 144L177 146V144H176L175 142H174ZM174 144H173V146H174ZM36 145H35V146H36ZM98 145H101L100 142H99ZM15 146H16V145H15ZM28 146H29L28 149H30V145H28ZM31 146H32V144H31ZM56 146H57V145H56ZM56 146H55V147H56ZM58 146H59V145H58ZM69 146H68V147H69ZM80 146H81V149L78 151V148H79ZM95 146H96V145L92 146V148H91L90 150H92V152H93L94 154L96 153L95 156L97 157L99 154L97 155L98 151L95 150V148H96L97 146H96V147H95ZM110 146L113 147V142L110 144ZM123 146H124V148H123ZM135 146H136V147H135ZM145 146H147V144H144V147H145ZM158 146H159V147H158ZM52 147H53V146H52ZM60 147H61V145H60ZM93 147H95V148H93ZM98 147H99V146H98ZM98 147H97V148H98ZM101 147H102V146H101ZM15 148H16V147H15ZM33 148H34V145H33ZM53 148H54V147H53ZM88 148H89V147H88ZM106 148H107V147H106ZM114 148H115V147H114ZM128 148H129L130 150H129ZM154 148H155V147H154ZM163 148L165 149L166 152L164 151ZM36 149H37V148H36ZM51 149H52V148H51ZM62 149H63V148H62ZM109 149H110V147H109ZM151 149H152V148H151ZM172 149H173V147H172ZM32 150H33V149H32ZM32 150H29V152H32ZM55 150H56V149H55ZM67 150H68V149H67ZM67 150H66V151H67ZM110 150H111V149H110ZM118 150H119V151H118ZM152 150H153V149H152ZM152 150H151V151H152ZM156 150H157V149H156ZM156 150H153V151L155 152ZM158 150H157V152H159ZM88 151H89V150H88ZM99 151H100V149H99ZM148 151H149V150H148ZM163 151H164L165 153H164ZM176 151H175V152H176ZM67 152H68V151H67ZM104 152H105V151H104ZM115 152H113V153H115ZM149 152H150V151H149ZM154 152H153V153H154ZM168 152H170L169 155H170V154H171V155H172V154H174V155L176 154V155H175L176 158L173 159V158L170 157L168 154H166V153H168ZM41 153H40V154H41ZM79 153H80V154H79ZM93 153H92V154H93ZM31 154L33 155V152H32ZM37 154H38V153H37ZM127 154H128V153H127ZM127 154H126V155H127ZM130 154H131V153H130ZM147 154H150V153H147ZM164 154H165V155H164ZM32 155H31V156H32ZM66 155H67V156H66ZM128 155H129V154H128ZM128 155H127V156H128ZM131 155H132V154H131ZM28 156H29V155H28ZM31 156H30L29 158H31ZM51 156H52V155H51ZM172 156H173V155H172ZM96 157H94L95 159H97V160H95V161L98 162V161H99V157H97V158H96ZM129 157H130V155H129ZM169 157H170V158H169ZM52 158H54V156H53ZM52 158H51V159H52ZM79 158H80V159H79ZM89 158H92V156H91V157H88V160H89ZM116 158H117V160H116ZM126 158L129 159L128 157H126ZM131 158H130V159H131ZM168 158H169V159H168ZM42 159H43V158H42ZM45 159H46V158H45ZM100 159H101V158H100ZM118 159H119V160H118ZM144 159H145V160H144ZM39 160L41 161V159H39ZM93 160H94V159H93ZM123 160H125V159H123ZM143 160H144V161H143ZM47 161H48V160H47ZM49 161L53 162V160H49ZM49 161H48V162H49ZM55 161H56V160H55ZM125 161H126V160H125ZM151 161H150V162H151ZM167 161H166V163H167ZM44 162H45V161H44ZM56 162H57V161H56ZM99 162H100V161H99ZM147 162H148V161H147ZM147 162H145V163H147ZM153 163H151L152 166H153ZM111 164H113V163H111ZM167 164H169V163H167ZM171 164H172V162H171ZM171 164H170V165H171ZM154 166H156V164H154ZM154 166H153V169L155 168ZM167 166H168V165H167ZM151 168H152V167H151ZM156 170H157V169H156Z\"/></svg>",
    "mask_w": 264,
    "mask_h": 264
}]
</instances>
